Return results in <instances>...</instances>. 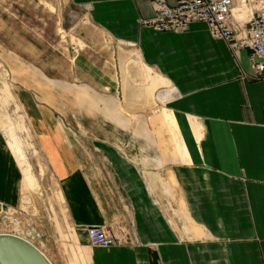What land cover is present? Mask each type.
I'll list each match as a JSON object with an SVG mask.
<instances>
[{"label":"crops","instance_id":"1","mask_svg":"<svg viewBox=\"0 0 264 264\" xmlns=\"http://www.w3.org/2000/svg\"><path fill=\"white\" fill-rule=\"evenodd\" d=\"M155 1L58 0L114 40L137 46L140 57L133 60L147 68L138 74L150 86L138 109L162 107L154 126L172 128L178 146L148 150L163 138L140 132L137 141L97 137L98 146L110 145L88 152L65 124L34 119L63 208L51 217L50 200L43 204L51 231L34 242L51 264H264V80L249 76V49L236 53L203 22L178 32L143 26ZM88 159L106 160L108 177L100 167L88 171ZM20 171L0 145V211L11 220L0 233L31 239L41 230L35 223L24 228L29 199ZM92 226L105 227L120 244H91Z\"/></svg>","mask_w":264,"mask_h":264},{"label":"rangeland","instance_id":"2","mask_svg":"<svg viewBox=\"0 0 264 264\" xmlns=\"http://www.w3.org/2000/svg\"><path fill=\"white\" fill-rule=\"evenodd\" d=\"M135 46L114 40L80 9L61 7L58 0H0V145L12 152L23 174L21 190L29 199L23 207L25 230L35 223L47 237L51 225L43 204L49 200L51 217L63 213L34 119L49 116L65 124L66 131L84 138L88 152L108 144L98 146L97 137L128 135L137 141L140 132L163 138L148 150L177 148L172 128L154 126L162 107L138 109L150 86L138 74L147 68L134 62ZM122 119L132 126L120 125ZM105 161L88 159V171L100 167L108 177ZM38 217L45 222L34 220Z\"/></svg>","mask_w":264,"mask_h":264},{"label":"built area","instance_id":"3","mask_svg":"<svg viewBox=\"0 0 264 264\" xmlns=\"http://www.w3.org/2000/svg\"><path fill=\"white\" fill-rule=\"evenodd\" d=\"M194 22L205 23L214 38L227 41L236 53L249 49V76L264 80V0H174L171 4L156 0L154 16L141 21L160 32L184 31ZM10 222L8 211H0V232ZM88 235L95 246L120 244L105 227L92 226ZM41 236L44 235L32 233L27 240L35 244L34 240Z\"/></svg>","mask_w":264,"mask_h":264},{"label":"water","instance_id":"4","mask_svg":"<svg viewBox=\"0 0 264 264\" xmlns=\"http://www.w3.org/2000/svg\"><path fill=\"white\" fill-rule=\"evenodd\" d=\"M0 264H51L35 244L15 234L0 233Z\"/></svg>","mask_w":264,"mask_h":264},{"label":"bare ground","instance_id":"5","mask_svg":"<svg viewBox=\"0 0 264 264\" xmlns=\"http://www.w3.org/2000/svg\"><path fill=\"white\" fill-rule=\"evenodd\" d=\"M136 47V46H135ZM136 49H137V47H136ZM136 49H133V50H131V51H133V52H135V54H134V58H135V60L137 61L138 60V57H137V54H138V56H139V52H138V50H136ZM137 57V58H136ZM140 57V56H139Z\"/></svg>","mask_w":264,"mask_h":264}]
</instances>
